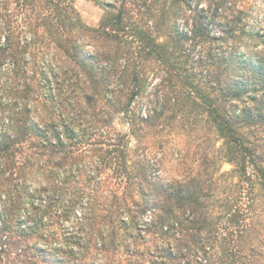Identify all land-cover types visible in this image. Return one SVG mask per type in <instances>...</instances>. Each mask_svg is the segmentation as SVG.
Wrapping results in <instances>:
<instances>
[{
  "label": "trees",
  "instance_id": "16d2710c",
  "mask_svg": "<svg viewBox=\"0 0 264 264\" xmlns=\"http://www.w3.org/2000/svg\"><path fill=\"white\" fill-rule=\"evenodd\" d=\"M91 1L0 0V264H264L259 18Z\"/></svg>",
  "mask_w": 264,
  "mask_h": 264
},
{
  "label": "rangeland",
  "instance_id": "374dc122",
  "mask_svg": "<svg viewBox=\"0 0 264 264\" xmlns=\"http://www.w3.org/2000/svg\"><path fill=\"white\" fill-rule=\"evenodd\" d=\"M197 1H201L200 7L206 8L208 6V1L206 0H187L188 4H191L192 6L195 5V3ZM235 3V7L236 9H240V10H244L245 12L249 13L251 15V17H257L259 18V22H260V26L261 28H264V22H263V17H264V0H232ZM76 8L79 11L83 22L89 26V27H96L99 24V21L101 20V18L104 15V10L101 8L100 5H97L95 2L91 1V0H76L75 2ZM130 6V5H127ZM132 8V6H130ZM190 12L187 11V14L185 15V17L183 19H181L180 21V26L181 28H183L184 30H186L188 28V25L191 21H189L188 24H186L184 21L186 20H190L191 16H190ZM88 49V48H87ZM90 49V47H89ZM92 50V49H90ZM155 75V74H153ZM152 79V76H150L149 78V82ZM161 77L159 75V77L156 76L155 79L152 80V85H154L156 82H160ZM151 85V86H152ZM116 127L118 130L122 131V132H127V127L124 123L121 122V119L118 118L115 121ZM176 136H171V143H172V147H174L173 149H181V145L179 139H177L178 137ZM248 137L251 139V141L254 142V144L261 149L262 152H264V126H262L260 129H253L249 131ZM182 142V141H181ZM131 146L133 147V149L135 148V142L131 141ZM216 146H219V144H216ZM172 149V148H171ZM152 158V156H150ZM170 156H168L166 158L165 163V168H166V172L161 170L160 172H158L157 174L159 176H162L163 178H169L171 176H173L174 172L170 173V167L173 166V163L171 161V159H169ZM155 161V159H153ZM222 171H229L232 169V166L229 164H223L222 165ZM264 211V210H263ZM261 219H264V215L261 216ZM264 223V222H263Z\"/></svg>",
  "mask_w": 264,
  "mask_h": 264
}]
</instances>
